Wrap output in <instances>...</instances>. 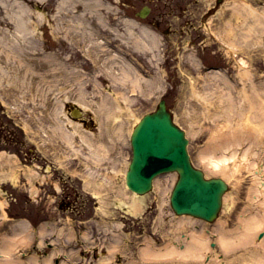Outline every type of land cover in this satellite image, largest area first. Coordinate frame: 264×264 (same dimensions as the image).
Here are the masks:
<instances>
[{"label":"rangeland","instance_id":"374dc122","mask_svg":"<svg viewBox=\"0 0 264 264\" xmlns=\"http://www.w3.org/2000/svg\"><path fill=\"white\" fill-rule=\"evenodd\" d=\"M3 2L0 19L21 15L26 26L23 38L14 21L0 24L8 29L0 30V39L5 35L14 44L13 53L9 46L10 52L0 48V243L22 226L30 236L11 259L23 264H264V236L228 251L215 237L219 223L228 229L238 223L250 173L243 170L241 185L229 186L235 201L229 209L225 203L217 219L184 225L169 205L170 175L155 179L131 213L134 197L120 174L131 155L128 131L134 120L163 99L188 137L193 166L208 178L221 177L198 157L210 124L198 126L202 121L188 110V77L197 86L207 82L206 92H217L225 85L210 71L220 70L231 83L225 89L234 93L226 94L220 110L240 106L237 91L247 89L250 95L252 89L239 82L237 64L226 53L228 43H234L241 49L234 54L251 71L253 90L264 96V0H9L11 11ZM243 4L254 9V19L237 14L248 12ZM144 6L150 11L140 18L136 13ZM141 28L156 35L153 52L135 47ZM91 31L98 35L81 36ZM18 45H24L25 54ZM36 60H47L48 70L24 73V64L42 68ZM106 60H111L108 66L102 64ZM124 61L138 65L146 79L163 75L160 88L146 85L149 93L143 95L134 86L132 94L124 80L109 77H118ZM71 105L83 110L84 120L71 116ZM238 115L233 111V117ZM40 228L38 238L34 232ZM191 230L213 233L204 258H155L144 252L147 244L159 249L172 243L182 249Z\"/></svg>","mask_w":264,"mask_h":264},{"label":"bare ground","instance_id":"6f19581e","mask_svg":"<svg viewBox=\"0 0 264 264\" xmlns=\"http://www.w3.org/2000/svg\"><path fill=\"white\" fill-rule=\"evenodd\" d=\"M2 5L3 7H5L6 10L9 11H11V8H13L11 7L12 4L9 2V0H4ZM243 7L246 8L250 13L245 12V14H242V12H238L237 14L249 15L253 17V18L251 17V19H254L255 16L253 12L254 9L249 8L244 4ZM0 8L2 9L1 5ZM15 18L17 20V23L15 21ZM97 18L98 21H103L101 16H98ZM238 18L239 17L236 16V19ZM9 19L12 22L13 21L15 22L14 26L16 27V29H18V31L19 29L20 31H23V38H24L26 26L24 24L25 21L23 20L22 16L20 15L18 17H13L9 15L7 17V20L6 18L0 19V24H2L3 21L4 22L8 21V23L6 24L8 26V24L11 23ZM0 30L1 32H5V30L8 31L7 27H4ZM232 30L229 31L228 33L230 34V36H235V33ZM249 31L253 32V28L249 29ZM83 35L84 37L91 36L92 38L98 35V33L97 31H93V32L91 31L88 34L82 33L81 36ZM155 36L156 35H154L148 29L141 28L140 32H138L134 37L135 47L140 51L150 50V52H153L152 50L158 47V43H157L158 39ZM17 38L19 37L16 36V39ZM5 39H6L5 35L2 36V38L0 39V48L4 49L2 50V52L6 51L5 49H7L6 48L7 46H9V50L12 51V48H14V44L11 43L9 40L5 41ZM100 45L101 44L99 45L95 44V46H100ZM21 46L22 45H18L15 46V48L18 47V50H20L23 54H25L23 51L24 45L22 47ZM20 47L22 49H20ZM225 48L227 55L233 58L237 64L239 82L242 84V86H245V84L248 83L249 88L252 89L250 95H248L247 89L238 90L237 92L239 96L243 99L241 103L242 105L240 104V106H238L237 108L236 107L231 108V105L228 104V107L227 106L223 107L220 110V107L223 106V103L225 104L224 101L226 99L225 97L226 94L233 95L234 93L230 92V90L228 89L227 90L225 89L227 86L231 85L229 80L225 76L224 77L221 76L220 70H215V71H210L211 73H213L212 75L214 76V79L222 82L225 86H220L221 88L218 89L217 92H214L212 90L206 92L204 90V85H208L207 82H203V84L197 86L196 82L191 77H188V84L190 86V93H189L190 97H189V102H187V105H188V110L192 112V115L198 118V120L202 121L198 126L206 125L207 123L210 124L209 126L210 129L207 132L205 144L198 153L199 160L203 164H205L206 167L212 173L220 174V176L222 177V178L212 177V179L215 178L220 179L225 183L226 186V189L224 190V192L220 197V207L215 217L211 219V221L217 219L219 211L221 207L225 205V203L229 205L227 208L229 209L233 204V202L235 201V199L232 196L230 197V195L227 193L229 186H232L233 188H237L238 186L241 185L243 181V175L241 173L243 170H245L247 173H250V183H249V191L247 194V202L245 203L244 206H242L241 212L238 214V223L235 225L233 229L232 228L228 229L225 226V222H221L219 223L218 228L216 229L217 232H215L217 245L223 251H228L229 249L235 247L237 248L239 246H247L251 244L253 245L255 244L254 242L255 238L259 240L264 236V96L261 95L259 92L253 90L255 85L251 77V71L247 66L246 61L242 57L237 58V55L234 54L241 52V49L237 47L234 43L232 44L228 43V45ZM9 50L7 49V52ZM37 62L41 63L40 66H42L43 69L41 68L40 70H37V67L30 68L28 64H24L23 72L24 73L26 71L31 72L34 70L35 72L39 73V71H43L44 69L48 70L46 68L48 64L47 60H39V61L36 60L34 64L36 65ZM108 62H111V60L102 61V64H104V66H108L105 64ZM110 64L112 65V63ZM157 65L158 67H160L158 62ZM17 72L19 73L20 71L16 70L15 73ZM117 73H118V77H115L113 76V74L108 75V73L106 72V74L109 77L112 76L113 78H119L124 80L125 83L123 86H125L126 89H127L126 87L127 85L132 86L133 87L132 94H135V90L137 88V87L135 88L134 86L140 87L141 93L143 95L149 93L148 92L149 89H143L144 87L150 85L149 87L152 86L153 89L160 88L161 84L158 83V80L161 81L164 78L163 75H160L156 78L146 79L144 75L140 74L138 65L135 66L133 62L128 63L125 61L123 62L122 70ZM216 84H219V82ZM125 102L127 105L126 100ZM239 102H241L240 98H239ZM233 111L239 114L238 117L236 118L233 117ZM140 119L141 117L134 120L135 122L130 127L128 131V135L131 134L135 126L139 123ZM198 120L193 119L192 121L198 122ZM171 121L173 124H175L172 117H171ZM190 126L192 127L191 124ZM194 133L195 132H191V134ZM184 136L187 139L186 149L188 152V137L185 134V132H184ZM88 146H89L88 149L90 151L92 146L90 145ZM92 153L93 152H90L91 155ZM95 155L97 157L102 156L101 152L98 151L95 153ZM91 158H93V156H91ZM99 163L101 162H97L96 164ZM127 166L128 164L124 163L123 171L120 174L122 176L121 179L125 189L129 191L134 197V200H132L131 202V206H129V211L132 213L133 210L131 209L132 208L136 209L138 205L140 207V204L142 202L141 198H139L138 196H144V195H138L134 191L128 189L125 183V174H126ZM98 172L99 171L92 170V173H98ZM162 174L171 176L173 182L171 188L173 189L174 181L177 180L178 178V173L163 172L158 174L155 179H157ZM202 176L204 179L208 178L205 176L203 171H202ZM154 180H153V184L155 183ZM102 189L103 191L106 190L105 188ZM172 189L168 193L169 196L168 198H170L171 196ZM179 216H181L178 219L180 225H184L187 222L189 224H193V222L196 219L205 221V223L206 222L210 223L207 220L196 217L194 215L180 214ZM27 230L28 227L22 226L19 229L15 230L11 235H5V237H3V240L0 243V259H4V260H2L0 264H23L19 260H15L14 262L9 255H11L16 250V248L19 247L18 245L21 246L29 241L30 236L27 233ZM43 231L44 228H40L39 231L36 230V232L34 233H36L37 237L40 238V232L43 233ZM207 232L201 233L195 230H191L190 235L186 236L187 239L186 247L182 249H179V246H176L175 244L172 243H168L163 248H159V249H152V247H150L147 244L146 246H144V252H146L150 257H155V258L168 257V256L171 257L182 256V257H192L196 259H201L205 257V253L209 251L211 245L210 240L213 233L212 232L207 233ZM183 235L184 234H182V236ZM61 264H66V263L63 262Z\"/></svg>","mask_w":264,"mask_h":264},{"label":"water","instance_id":"95a60500","mask_svg":"<svg viewBox=\"0 0 264 264\" xmlns=\"http://www.w3.org/2000/svg\"><path fill=\"white\" fill-rule=\"evenodd\" d=\"M131 143L133 158L125 176L129 190L142 194L151 188L154 175L176 170L179 178L171 194L173 210L205 220L215 217L225 183L217 178L204 179L202 172L190 165L185 150L187 140L172 124L163 100L153 114L145 115L137 124Z\"/></svg>","mask_w":264,"mask_h":264}]
</instances>
